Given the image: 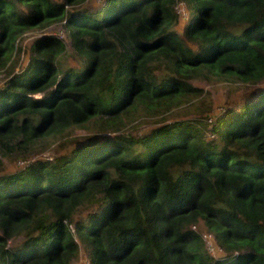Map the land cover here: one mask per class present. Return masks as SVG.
<instances>
[{
    "label": "trees",
    "instance_id": "trees-1",
    "mask_svg": "<svg viewBox=\"0 0 264 264\" xmlns=\"http://www.w3.org/2000/svg\"><path fill=\"white\" fill-rule=\"evenodd\" d=\"M183 1L184 23L178 0H0V69L55 21L79 58L63 66L45 33L0 86V264H74V233L87 264H264V0ZM213 77L248 97L212 113L195 81ZM198 97L205 115L166 117ZM76 126L64 153L2 169ZM200 223L231 253H209Z\"/></svg>",
    "mask_w": 264,
    "mask_h": 264
},
{
    "label": "rangeland",
    "instance_id": "rangeland-1",
    "mask_svg": "<svg viewBox=\"0 0 264 264\" xmlns=\"http://www.w3.org/2000/svg\"><path fill=\"white\" fill-rule=\"evenodd\" d=\"M104 0H83V2L80 4L81 6L89 7V8H96L98 5H100ZM184 4V5H183ZM179 5L180 8L185 6V8L188 10L187 4L181 0H178L176 3V10L179 12ZM184 10V8H182ZM179 18L182 17L183 23L187 20L190 19L191 13L188 12L187 15L181 16L179 14ZM179 20L182 21L180 18ZM64 21V20H63ZM63 21H55L49 25L46 26H33L28 28L26 31H24L18 38L16 39L15 46L12 52V56L10 60L0 69V86L4 83V81L11 76L13 73L20 71L27 62L29 61L30 55H31V50H32V45L34 44L35 40L39 37L42 36L45 33H53L55 35H58L59 37H62L63 39L66 40V46H65V51L60 53V58L62 59L61 64L63 66H69V65H79V58L73 54L72 48L70 41L67 37V31L63 25ZM184 25V24H183ZM179 30L182 31V26L179 27ZM184 31V30H183ZM196 83H198L200 86L203 87L206 93H209V99H210V104H211V110L212 113H217V111L220 108H224L227 105V101L230 99H233L235 94H239L240 97L245 98L248 97V92L249 88H246L244 85H240V83H235L234 81L227 80V79H216L215 77L211 78L209 81L207 80H196ZM43 93L42 91H38L33 93L34 96H41ZM199 100H194L192 99L193 102H188L184 103L183 105L173 109L171 112L167 114L166 117H169L170 119L180 116V117H195V116H200V115H205L204 111L208 110L207 105L204 107H201V112L199 101L202 100V97H198ZM199 111V112H198ZM201 113V114H199ZM211 119V118H210ZM209 119V120H210ZM148 120L144 123H141L136 120L133 122L131 127H128L127 129L132 130L134 133H137L138 131L140 132L142 129L146 127V125L151 124L150 119H145ZM88 132L89 130H85V128L81 126H76L74 128L68 129V134L67 136V142L70 140L71 143L67 144V147L61 146V141L62 139L56 138V137H46L43 139L41 143H37L31 153L27 154V156H23L22 152L20 150H13L9 151L6 155H2V169L5 168H10L15 164H25L29 160L28 159H35V158H45V157H54L55 155L64 153L67 149H70L74 146L72 144L74 136L81 135ZM69 141V142H70ZM1 155V154H0ZM87 209H82L78 212L79 216L82 214H86ZM89 210V209H88ZM77 214V215H78ZM73 227L72 224H70V229ZM196 228L200 231V233L203 234V236L208 237L209 240L205 241V247L206 250L214 254L221 248L219 247L218 243L215 241V238L213 237V233L210 232L204 224L200 223L196 226ZM73 230V228H72ZM214 232V231H213ZM76 241L80 242L81 248L79 249L78 253V258L74 262V264H87L88 259H87V254L85 251V247L83 243L80 241L79 237L75 235ZM211 236V238H210ZM204 237V238H205ZM24 239L23 235L15 236L12 237L9 240V245H16L20 243ZM211 240V242H210ZM228 254L231 253V251L227 252ZM226 251L221 253V257H226L227 255Z\"/></svg>",
    "mask_w": 264,
    "mask_h": 264
},
{
    "label": "clouds",
    "instance_id": "clouds-1",
    "mask_svg": "<svg viewBox=\"0 0 264 264\" xmlns=\"http://www.w3.org/2000/svg\"><path fill=\"white\" fill-rule=\"evenodd\" d=\"M181 1H183V0H181ZM183 3H184V1H183ZM184 5V4H183ZM177 6H179V5H177ZM180 7V6H179ZM183 8H184V10H181V11H179V13H181V15L183 16H185V15H187L188 16V10L185 8V6H183ZM220 247V246H219ZM221 249L220 250H218L216 253H214V254H221V253H223L224 252V250H223V248L222 247H220Z\"/></svg>",
    "mask_w": 264,
    "mask_h": 264
},
{
    "label": "built area",
    "instance_id": "built-area-1",
    "mask_svg": "<svg viewBox=\"0 0 264 264\" xmlns=\"http://www.w3.org/2000/svg\"><path fill=\"white\" fill-rule=\"evenodd\" d=\"M179 8H180V7H179ZM182 8H183V7H181V8L179 9V11H181V10H182ZM201 234H202V233H201ZM202 236H203V234H202ZM204 237H205V236H203V239H204V240H205V239H206V241H207V240H209V238H208V237H205V238H204ZM210 238H211V236H210ZM210 242H211V240H210ZM211 243H212V242H211Z\"/></svg>",
    "mask_w": 264,
    "mask_h": 264
}]
</instances>
